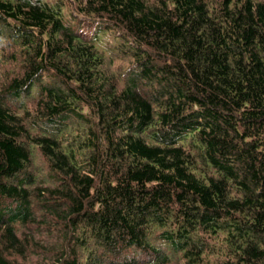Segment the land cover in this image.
<instances>
[{
	"label": "trees",
	"instance_id": "16d2710c",
	"mask_svg": "<svg viewBox=\"0 0 264 264\" xmlns=\"http://www.w3.org/2000/svg\"><path fill=\"white\" fill-rule=\"evenodd\" d=\"M0 264H264V0H0Z\"/></svg>",
	"mask_w": 264,
	"mask_h": 264
},
{
	"label": "rangeland",
	"instance_id": "374dc122",
	"mask_svg": "<svg viewBox=\"0 0 264 264\" xmlns=\"http://www.w3.org/2000/svg\"><path fill=\"white\" fill-rule=\"evenodd\" d=\"M65 7L63 8V12H66V14L68 15L69 14L68 10L70 8L66 10ZM75 25H77V24H75ZM100 36H101V41H103V42H101V44L107 49L108 56L113 59V63H111V64L109 63V66H110L109 70H116L119 65L120 66L128 65V64H126L128 62V60L127 61H122V59H121L122 54L119 51H114L111 48L108 49L109 47H112V48L118 47L119 43H118L117 39L114 38V36L112 34H109V33L104 34V35L102 34ZM109 57H108V60L110 61ZM10 68H12V67L11 66H6V67H4L2 69H10Z\"/></svg>",
	"mask_w": 264,
	"mask_h": 264
}]
</instances>
